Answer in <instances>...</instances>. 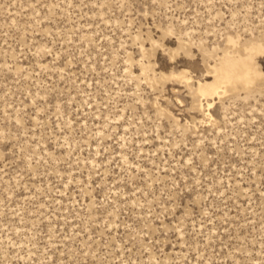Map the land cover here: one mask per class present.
I'll return each mask as SVG.
<instances>
[{
    "label": "rangeland",
    "instance_id": "obj_1",
    "mask_svg": "<svg viewBox=\"0 0 264 264\" xmlns=\"http://www.w3.org/2000/svg\"><path fill=\"white\" fill-rule=\"evenodd\" d=\"M0 264H264V0H0Z\"/></svg>",
    "mask_w": 264,
    "mask_h": 264
},
{
    "label": "bare ground",
    "instance_id": "obj_2",
    "mask_svg": "<svg viewBox=\"0 0 264 264\" xmlns=\"http://www.w3.org/2000/svg\"><path fill=\"white\" fill-rule=\"evenodd\" d=\"M255 48L258 51V47ZM250 60L242 57L230 58L224 56L220 65L215 67L214 82L212 84H201L198 82L196 94L203 98H213L218 96L219 90L223 89V87L232 89L237 86L247 87L251 84L255 75Z\"/></svg>",
    "mask_w": 264,
    "mask_h": 264
}]
</instances>
